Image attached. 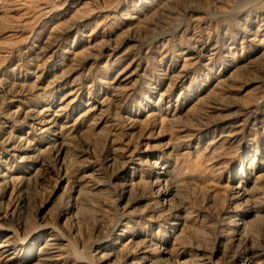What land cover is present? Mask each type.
Here are the masks:
<instances>
[{
	"label": "rangeland",
	"instance_id": "obj_1",
	"mask_svg": "<svg viewBox=\"0 0 264 264\" xmlns=\"http://www.w3.org/2000/svg\"><path fill=\"white\" fill-rule=\"evenodd\" d=\"M146 150L174 171L182 232ZM253 156L264 0H0V264H40L48 239L56 264H135L146 240L144 264H264L262 212L238 244L225 225Z\"/></svg>",
	"mask_w": 264,
	"mask_h": 264
},
{
	"label": "bare ground",
	"instance_id": "obj_2",
	"mask_svg": "<svg viewBox=\"0 0 264 264\" xmlns=\"http://www.w3.org/2000/svg\"><path fill=\"white\" fill-rule=\"evenodd\" d=\"M164 150H167V148L165 147ZM146 152L148 154V160L145 162L150 166H154L153 170L150 172L149 178L151 179L148 182L149 187L152 191L153 198L159 204H161L163 209H166V213L168 215H172L176 218L175 220L177 222H173L172 225H176L175 229L181 231L182 227L185 228V224L190 219V216L188 212L176 214V212H178L179 210V204H168V201L172 197H177L178 195L177 187H179V184L177 183V181H175L174 171L169 168V164L167 163V161L162 159L161 150L154 152L152 150H146ZM131 156L132 154H129L127 156L129 157V161H131ZM158 164L160 165L158 166ZM253 171L256 172L252 174ZM243 174L245 176L244 178L241 177L242 175L240 173L233 176L232 181H234L235 179L240 180L235 185L229 188L228 193L230 208L231 212L233 213V216L231 220H228V222L225 223V225L226 230L228 232L227 235L230 236L229 240L232 241L234 244L240 243V237L246 225L244 220L245 218L250 217L251 215L255 216L257 213L260 212H262L261 214L264 216V208H262L260 204L258 205V199H261L260 194H263L262 187L264 186V161H260L257 156H253V158L247 164L246 170ZM144 242L148 245L144 244L145 246H142L140 248V261H137L135 264H144L146 259H148L147 257L149 255V252L147 249L151 246V241L146 240ZM0 249L1 254L6 255L8 253V248L5 244L0 246ZM57 249L58 247L55 243V240L48 239L44 241L42 246L39 248V252L41 253V255L39 258H37V260L39 261L38 263L56 264L55 261L58 260L56 254L58 251ZM260 251L261 250L255 249H240L238 255H236L237 260L241 264H257L256 261L261 258L263 254ZM163 253L166 255L168 254L165 249ZM9 256L10 254L7 256L6 260L11 259V257ZM103 258V261H106L109 258V255L105 254ZM200 261L203 262V259H200ZM176 264L185 263L176 262Z\"/></svg>",
	"mask_w": 264,
	"mask_h": 264
}]
</instances>
